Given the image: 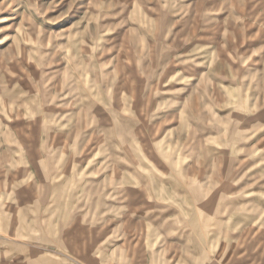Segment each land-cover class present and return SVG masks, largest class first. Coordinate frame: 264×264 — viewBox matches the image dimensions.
<instances>
[{"label": "rangeland", "instance_id": "1", "mask_svg": "<svg viewBox=\"0 0 264 264\" xmlns=\"http://www.w3.org/2000/svg\"><path fill=\"white\" fill-rule=\"evenodd\" d=\"M0 264H264V0H0Z\"/></svg>", "mask_w": 264, "mask_h": 264}, {"label": "crops", "instance_id": "2", "mask_svg": "<svg viewBox=\"0 0 264 264\" xmlns=\"http://www.w3.org/2000/svg\"><path fill=\"white\" fill-rule=\"evenodd\" d=\"M162 232H163V231H162ZM162 232H160L159 234H160L161 236H162V235L165 236L164 233H162Z\"/></svg>", "mask_w": 264, "mask_h": 264}]
</instances>
